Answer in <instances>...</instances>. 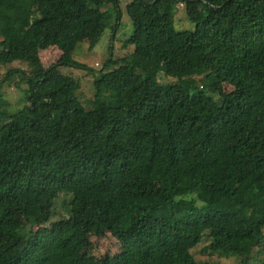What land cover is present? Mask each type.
Instances as JSON below:
<instances>
[{"label":"trees","instance_id":"trees-1","mask_svg":"<svg viewBox=\"0 0 264 264\" xmlns=\"http://www.w3.org/2000/svg\"><path fill=\"white\" fill-rule=\"evenodd\" d=\"M182 4L192 31L176 28ZM127 13L133 52L107 62L119 66L94 80L88 111L60 68L91 71L73 54L111 14L116 38L120 0H0V67L62 52L31 76L14 69L34 111L0 95V264H205L198 245L264 264V0H131ZM59 200L69 217L37 235ZM108 233L120 253L85 257Z\"/></svg>","mask_w":264,"mask_h":264},{"label":"rangeland","instance_id":"rangeland-1","mask_svg":"<svg viewBox=\"0 0 264 264\" xmlns=\"http://www.w3.org/2000/svg\"><path fill=\"white\" fill-rule=\"evenodd\" d=\"M131 0H120L122 6V16L120 19L119 26L117 27L116 38L113 39V28L112 25L116 21L108 18V24L106 26L105 32L102 35L99 42L92 46L94 43V38L84 39L79 44L78 48L73 54V58L77 62H81L87 65L91 71H86L78 67H61L60 72L63 75H67L79 81L80 86L76 92L77 99L83 105V107L90 111L95 105V87L94 80L105 73L112 71L114 68L118 67L119 64L114 62L111 67L102 70L107 62L113 58L115 60H120L123 57L131 54L133 52V46H125V42L133 34V24L127 13V6ZM103 10H109L111 13L113 11L112 5L107 4L103 7ZM114 24V25H115ZM176 28L180 31H192L194 26L188 20L185 5H180L176 13ZM62 56L60 49L51 47L40 52L39 59L36 63V68L32 69L27 62L16 61L6 66L0 67V95L4 101V110L8 112L15 113L19 110L27 107L30 111L35 110V101H27V82H22L23 75L21 72H17L14 69L25 70L28 75H33L35 72L43 71L44 69L51 66L53 63L59 61ZM11 72V73H10ZM2 81V82H1ZM159 81L165 84L175 83L176 80L165 76L163 73L159 75ZM228 89L227 86H225ZM0 98V99H1ZM8 119H3V125L6 124ZM70 201V198L68 202ZM68 202L65 205L61 200L56 203H44V211L39 217V225L35 227V232L39 236H46L52 233L53 229L51 225H44V220L51 215H57L58 218H68ZM25 220L21 213H17L11 226L15 229L20 228L24 225ZM121 245L114 239L111 233H108L106 237H95L91 236L90 243L85 248V257L89 254H96L102 257H112L113 255L120 253ZM193 256L200 262L205 264H238L237 260L234 258H225L218 254L211 253L204 249V246L198 245L192 249Z\"/></svg>","mask_w":264,"mask_h":264},{"label":"water","instance_id":"water-1","mask_svg":"<svg viewBox=\"0 0 264 264\" xmlns=\"http://www.w3.org/2000/svg\"><path fill=\"white\" fill-rule=\"evenodd\" d=\"M144 2H146V3H149V4H155V1H157V0H155V1H150V0H143Z\"/></svg>","mask_w":264,"mask_h":264}]
</instances>
